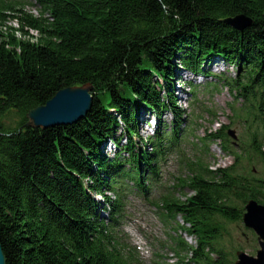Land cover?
I'll return each mask as SVG.
<instances>
[{
	"label": "trees",
	"instance_id": "obj_1",
	"mask_svg": "<svg viewBox=\"0 0 264 264\" xmlns=\"http://www.w3.org/2000/svg\"><path fill=\"white\" fill-rule=\"evenodd\" d=\"M35 1L39 15L21 2H0V237L7 264H134L101 218L103 210L114 214L115 202L105 196L98 203L91 193L122 177L140 184L156 169V152H140L134 142L140 109L159 119L171 111L173 141L158 135L157 142L161 148L177 141L187 118L170 91L175 70L204 73L216 55L237 70L221 81L262 130L253 128L247 143L230 147L231 167L211 171L200 161L185 182L194 193L165 206L190 223L186 231L198 242L177 241L178 264H187L189 253L190 262L234 264L222 242L227 226L241 221L247 201L264 204V171L263 177L252 171L256 162L264 166V0ZM238 15L253 25L239 32L223 23ZM11 20L17 28L8 26ZM89 83L94 102L86 118L25 127L31 110ZM110 109L123 123L121 136ZM227 135L223 127L207 139ZM108 140L130 158L106 157Z\"/></svg>",
	"mask_w": 264,
	"mask_h": 264
},
{
	"label": "rangeland",
	"instance_id": "obj_2",
	"mask_svg": "<svg viewBox=\"0 0 264 264\" xmlns=\"http://www.w3.org/2000/svg\"><path fill=\"white\" fill-rule=\"evenodd\" d=\"M28 2H30V4H35L33 0H28ZM26 10L38 15L39 8L33 5L26 7ZM8 26L17 28L18 24L11 20L8 23ZM206 67H208L211 73L217 76H220L221 73L227 74V76H235L236 73V69L231 65L226 64L224 61H215L213 64H207ZM178 69L180 81L176 82V89H180L184 86V80L190 81L195 86L199 87L197 89V100H194V97L190 91L191 95L185 94L179 101V105L182 108L187 109L188 114H193V120L195 124L193 127V132L189 134L188 138L186 139V143L184 142L183 144V151L188 158L194 156L193 150L195 149L194 144H197L198 142L197 138L204 137L208 132L219 129L220 125H231L230 129L236 132V135L239 136V139L249 133V123L243 124L244 122H239L235 117H233V114L230 111V103L234 102V96H232L225 87L218 84L215 78L195 77L193 74L182 70L181 67H178ZM212 83L218 87V90L215 92L204 88L205 86H210L212 88ZM185 90L188 91V88L185 87ZM242 104L243 103L241 101L234 102L236 108H241ZM140 111V114L143 115V121L141 122L139 131L142 139L146 142V140L155 133L158 116L149 112H145L143 108H141ZM164 119L165 123L170 124L172 116L168 113ZM253 123L255 126H258L257 123L259 122L253 121ZM118 132L120 134L121 129ZM125 142L126 141H123V144H125ZM110 144H106L108 147L104 149V151L105 155H107L109 158H112L115 156L116 150L113 148L114 146L112 147ZM170 159L171 160L169 161L168 166L166 168L164 167L163 169V177L166 187L172 189L177 183L173 176L179 177L185 174L183 167L180 166L181 160H179V157L172 156ZM233 161V158L221 151L218 142L214 143L213 146L210 147V153L206 159L207 164L213 169L228 167L233 163ZM255 167L258 173L261 174L263 166L260 163H257L255 164ZM165 177H167V182L165 181ZM183 193L190 194L191 191L186 188L183 190ZM177 196H181L180 192L177 193ZM97 200L100 201L101 199L97 198ZM134 205L138 207L137 210L141 214V219L139 220L138 225L145 233L143 234L145 238L144 240L149 242L148 246L151 251L147 253V261L143 260L144 262H142L144 264H176V256H174L168 249L161 247V242L163 241L165 244L169 234L167 229L164 228L160 218H157V216L154 214L155 209L144 206L138 201H135ZM134 211L135 209L131 210V212ZM178 220L181 226L185 224L182 219L179 218ZM229 232L230 236L223 241V245L227 251L235 252L237 248L244 247V251L248 255L256 256L259 246L256 241V236L252 234V231L246 229L242 223H239L230 225ZM171 234L173 233L170 231V235ZM177 234V236H180L188 244L192 246L196 245V239L194 237H191L184 232H178ZM173 236L176 237V234H173ZM149 238L154 240L150 243ZM253 240H255V243Z\"/></svg>",
	"mask_w": 264,
	"mask_h": 264
},
{
	"label": "water",
	"instance_id": "obj_3",
	"mask_svg": "<svg viewBox=\"0 0 264 264\" xmlns=\"http://www.w3.org/2000/svg\"><path fill=\"white\" fill-rule=\"evenodd\" d=\"M234 30L243 32L253 25V21L245 15H238L223 21ZM93 86L85 84L59 91L44 106L31 110L27 114V128L48 129L57 126H71L87 117L93 107ZM247 213L244 222L248 228L259 235L261 250L257 258L250 257L244 252H238L236 264H264V206L252 200L246 206ZM0 264H7L0 237Z\"/></svg>",
	"mask_w": 264,
	"mask_h": 264
},
{
	"label": "bare ground",
	"instance_id": "obj_4",
	"mask_svg": "<svg viewBox=\"0 0 264 264\" xmlns=\"http://www.w3.org/2000/svg\"><path fill=\"white\" fill-rule=\"evenodd\" d=\"M195 75H196L197 77H204L205 74H204V73H201V72H198V73H195ZM160 83L162 84V81H160ZM184 86H186V84H184ZM166 89H167V88H165L164 91L162 92L163 95L167 93V90H166ZM170 91H171V93H173V95L175 96V98L177 97V94L179 93V94H178V96L180 97V98H179V101H180V99H182L183 95L186 93V92L184 93L182 90L179 92V91L176 90V89H170ZM177 102H178V100H177ZM178 106H179V105H178ZM164 120H165V119H164V117H163V118H161V119L159 120V122H157L158 125H156L157 128H155V131L158 130V128L160 127L159 123L162 124V122H163ZM106 157H108V156L106 155ZM110 185H111V184H110ZM112 188H113V185H111L110 188H103V189L101 190V192H97L96 200H97V198H99V199H101V201L105 202V196H106V197L109 198L110 201H114V200H113V194H112ZM102 192H104V193H102ZM110 201H109V202H110ZM106 215H107V214H106Z\"/></svg>",
	"mask_w": 264,
	"mask_h": 264
}]
</instances>
